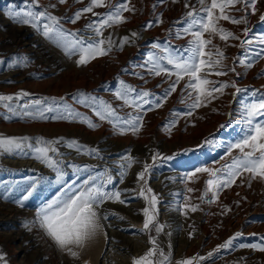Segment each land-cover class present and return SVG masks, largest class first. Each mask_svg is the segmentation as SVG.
<instances>
[{
	"label": "rangeland",
	"instance_id": "rangeland-1",
	"mask_svg": "<svg viewBox=\"0 0 264 264\" xmlns=\"http://www.w3.org/2000/svg\"><path fill=\"white\" fill-rule=\"evenodd\" d=\"M109 2L115 4L117 0H105L106 4ZM206 2L210 3V0ZM88 3L89 0H67L65 4H60L58 0H40L41 6L62 18L64 29L70 32L80 30L84 37L92 35L86 25L97 17L92 13H85L75 24L68 23L66 18L72 17ZM185 3L190 7L185 8ZM50 4H55L56 7H48ZM10 5L23 7V0H0V95L15 94L20 90L32 94L11 102L19 110L20 105L30 104L33 99L54 98L51 96L52 88L61 87L66 80H70L69 76L74 75L75 81L86 78L91 87L71 90L67 86L62 94L57 92L55 98L63 97L64 103L92 119L98 127L93 129L87 124L66 120L29 117L21 119L12 116L0 105V135L43 137L46 140L63 137L97 148L99 155L90 156L79 154L65 144L56 145L66 162L62 166L66 173L64 182L76 180L80 183L89 175L83 171L76 173L67 164L88 165L94 168L92 175L103 170L111 172L116 177V183L110 185L111 188L134 189L135 193L126 192L121 196V199L128 201L127 204L109 201L104 205L103 211L115 214L116 217L110 216L109 221L102 222L110 225L106 228L107 236L101 231L88 241L85 248L78 250L79 259H74L57 248L44 230L33 223L38 208L53 199L63 186L58 183L56 173L30 155L0 153V253L6 254L8 264H132L134 257L142 256L151 247L148 242L149 233L143 231L144 217L141 212L147 202L138 196L141 185L137 183L136 175L143 169L145 162L152 163L153 153L174 157L170 160H158L146 175L147 186L153 190L159 201L157 221L164 225L162 232L157 235L153 229L151 235L156 238L159 249L169 255L171 264L196 256L205 258L199 264H264V252L238 247L241 243L260 242L261 237H264V180H251L249 187V174L245 173L231 187L219 191L218 201L208 203L212 193L205 194L206 180L209 179L207 173H197L191 180L187 179L188 174L198 167L222 168L233 157L240 155L238 149H232L231 153L228 149L243 136L247 127L244 122V104L254 99V91L256 97L264 96V75H260L264 72V59H256L250 69L238 62L234 65V59L243 58L244 54V49L232 46L238 45L239 41L230 38L225 43L214 37L213 44L225 54L223 63L228 68L235 66L236 71H229L224 76L212 75L209 78L219 82L235 81L238 87L247 88L248 91L234 96L235 89L229 87L218 99L205 107L195 109L192 116H184L181 114L190 110L192 100L183 92L185 80H181L177 90L167 98L163 107L154 108L144 115L143 127L137 134L128 132L119 135L111 124L99 121L89 108L83 107L73 98L79 93L91 94L110 102L124 116L134 113V110L124 105L123 101L117 100L114 95L121 80L138 90H148L157 98L162 96L171 81L163 75H152L146 67L139 65L145 64L149 53L156 52L159 55V50L152 48L156 42L161 45L167 43L176 49L187 45L191 37L177 39L175 33L182 27L178 21L185 17L191 6L199 10L198 0H179L177 3L172 0H164L163 3H158V0H131L136 11L123 13L127 22L107 28L104 36L112 33L116 40L135 31L139 34L138 38H133L122 51L114 48L109 55L98 57L81 66L76 64L78 55L69 58L41 32L31 26L13 22L5 14ZM243 7V4H237L235 8L227 11L239 18L245 12L236 9ZM255 7L257 11L254 15L250 14L251 9L248 10L247 25L232 24L224 20L219 23L236 35H241V29L247 26L250 36H259L264 33V22L259 19L264 14V0H256ZM107 11V7L94 9V12L102 14ZM157 17L163 23H154L153 27L145 30L144 25L148 21L155 22ZM168 30H171L172 35ZM17 56L27 57V62L19 67L10 66ZM236 73L240 75L237 76ZM141 75L144 79L139 78ZM45 115L51 116L52 113ZM172 120L176 124L169 132ZM186 126L197 128L201 131L200 135L190 143H170V138ZM137 138H144L146 142L139 144ZM206 139L208 142L204 143ZM201 144L202 147H196ZM186 149L188 151H184ZM129 154L136 162L127 169L124 182L119 183L118 165L124 163L121 158ZM19 164L26 167L21 168ZM184 182L195 191L184 193ZM29 192L32 195L25 200ZM202 195L204 200L200 199ZM126 196L132 197L124 198ZM21 201L23 207L20 206ZM185 203L199 205V209L196 212L186 210L183 208ZM225 206L231 211L222 214ZM237 232L242 233V236L234 242L232 248L214 251ZM253 233L256 235H252ZM121 244L123 248L120 249L113 246ZM209 252H213L212 257L208 256Z\"/></svg>",
	"mask_w": 264,
	"mask_h": 264
},
{
	"label": "snow or ice",
	"instance_id": "snow-or-ice-1",
	"mask_svg": "<svg viewBox=\"0 0 264 264\" xmlns=\"http://www.w3.org/2000/svg\"><path fill=\"white\" fill-rule=\"evenodd\" d=\"M60 4L67 3V0H58ZM82 2V0H77ZM164 0H158V3H163ZM173 3L179 0H172ZM256 0H198L200 5L199 10L195 6H191L185 17L178 21L182 27L175 33V38L182 39L190 36L186 46L181 49H176L165 43L161 45L156 42L152 45L153 49L159 50V55L156 52H151L148 55L144 65L147 71L155 76H165L171 81L168 89L165 90L162 96L155 97L148 90H138L133 86L121 80L120 87L114 93L117 100L123 101V104L132 108L130 112L121 116L116 108L110 102H107L99 97L91 94L79 93L73 99L83 107L89 108L93 115L99 121H106L112 125L116 134L125 135L131 132L137 134L143 127V117L148 111L154 108L163 107L164 102L177 90V86L181 80H185L183 92L192 100L190 110L182 113L184 116H192L195 109L205 107L213 100L218 99L219 95H223L225 89L231 87L235 89L234 96L241 92H247L248 89H241L235 81H213L209 77L224 76L229 71L235 72V66L228 68L223 61L226 59L223 50L213 44V38L218 37L221 41L227 43L231 38L239 41L238 46L244 49L243 58L237 57L233 64L238 62L246 68H252L256 59H264V33L259 36L251 35L250 29L245 26L241 29V35L225 29L220 25L219 21L224 20L232 24H248V10L251 9L252 15L257 11L255 7ZM237 4H243L245 15L242 17H234L228 13V9L235 8ZM48 7L55 8V4H50ZM107 7L106 13L94 12L95 8ZM156 5H153L155 8ZM190 5L185 3V8ZM135 7L131 5V0H117V3L108 4L105 0H89L86 7L78 9L72 17H68L67 22L75 24L85 13H92L97 17L96 20L86 25V28L92 32L91 36H81L80 30L70 32L64 29L61 24L60 17L53 15L46 7L41 6L40 0H23V7L10 5L5 14L15 23L31 26L38 32L53 42L57 47H60L66 55L71 58L73 55H78L76 60L77 66L86 65L91 60L98 57L109 55L114 48L122 51L124 46L130 44L133 38H138L139 34L135 31L130 35L113 39L112 33L107 37L104 36V31L115 25L127 22V17L123 15L125 12L134 13ZM162 16V14H161ZM261 22H264V14L259 17ZM155 24L163 23L160 17H157L155 22L148 21L144 25V29L148 30ZM172 35L171 30H168ZM257 47L259 50L257 51ZM27 57L17 56L13 64L10 66L19 67L27 62ZM148 65H151L148 67ZM227 69V70H225ZM136 75V73H133ZM237 76L240 73H236ZM260 75H264L261 72ZM175 77V79H172ZM144 79L143 75L139 76ZM32 94L20 90L18 93L9 95H0V105L7 109L12 116H18L21 119L29 117L31 119H51V120H66L68 122H79L87 124L88 127L95 129L98 124L89 117L83 115L75 108L64 103V98H40L33 99L31 103H25L19 106L13 105L11 102L20 100L23 97L31 96ZM254 99L244 104V122L246 129L243 136L230 145L228 152L232 149H238L240 155L233 157L231 162L222 166V168L198 167L192 173L188 174L187 179L191 180L197 173H207L209 179L206 180L207 192H211L212 196L207 200L208 203H215L219 200V191L231 187L238 177L247 173L249 187L251 180H264V96L256 97V92L252 93ZM49 100L51 103H49ZM216 111V109H213ZM45 113H52L51 116ZM10 118V117H9ZM176 124L172 120L169 126ZM223 127V125L221 126ZM207 139L204 143H207ZM65 144L69 149L76 151L79 154L90 156H98L99 149L81 145L75 139H65L63 137L46 140L43 137H14L0 135V153L16 154L24 153L32 156L40 163L46 165L56 173L58 183H62L58 194L38 208L33 223L40 229H43L47 237L59 248L74 259H79L80 252L87 246L89 240L98 235L101 231L107 236L106 228L110 225L107 222L112 218H116L115 214H110L103 211L104 205L111 201L120 204H127L126 199H121V196L126 192H133L130 189H113L110 185L116 183L114 177L108 170L94 171L93 167L88 165L67 164L74 172H87L89 175L77 183L76 180L64 182L66 173L62 170V166L66 163L63 160V154L56 145ZM197 145L196 147H202ZM193 151L195 149H192ZM184 151H188L187 149ZM173 156H162L160 153H153L152 163H144L143 169L137 173L136 180L140 184L138 196L147 202V206L141 209L143 214V231L149 233V244L151 247L140 257L133 258L132 264H171L169 255H166L162 249H159L156 238L151 235L154 229L158 235L163 231L164 225L157 221L159 203L157 195L147 186L148 182L146 175L155 167L158 160H170ZM124 163L118 165L119 183L124 182V177L127 175V169L131 168L135 159L129 155L122 157ZM244 181L242 180L241 183ZM195 191L193 188H187V192ZM29 192L25 196V200L31 196ZM239 195V193H237ZM191 200V197L187 198ZM204 200V195L200 197ZM239 204V201L236 202ZM23 207V201L20 202ZM183 208L196 212L199 205L185 203ZM231 211L230 208L224 207L222 214ZM187 214V212H185ZM123 219V217H119ZM191 236V233H189ZM252 235H256L253 233ZM242 236V233L237 232L229 237L224 243L217 246L214 250L219 252L221 249H230L234 246V242ZM109 239V243H110ZM241 248H252L264 252V237H261L260 242L252 244L241 243L238 245ZM209 257L213 256V252L208 253ZM204 257L196 256L192 258L182 259L177 261V264H199V261L204 260ZM0 264H8L6 254L0 253Z\"/></svg>",
	"mask_w": 264,
	"mask_h": 264
},
{
	"label": "bare ground",
	"instance_id": "bare-ground-1",
	"mask_svg": "<svg viewBox=\"0 0 264 264\" xmlns=\"http://www.w3.org/2000/svg\"><path fill=\"white\" fill-rule=\"evenodd\" d=\"M70 80H66L61 87H53L52 90H51V96L55 98V95H57L56 93L58 92L59 94H62L63 93V90L64 88H66L67 86H70L68 88H71V90H74L76 88H79V87H91L92 85L88 82V80L86 78H78L76 79L77 81H75L74 79V75L72 76H69ZM200 132L199 130H197V128H193L192 126H186L184 129H180V131L178 133H176L175 135H173L171 138H170V143H173L175 141H181L183 143H190L191 141H193L196 137H198V135H200ZM201 137V136H200ZM134 141V140H133ZM137 143L139 144H142V143H145L146 140L144 138H137ZM169 143V142H168ZM18 166H20L21 168L23 167H26V165H22V164H19ZM182 175H184L182 173ZM182 178V177H181ZM185 183V182H184ZM183 183V189H184V193H189L187 192V188H189V186L187 185V183L184 184ZM193 185V184H192ZM127 188V187H126ZM129 197H132V196H126L124 198H129ZM120 229V228H119ZM125 238V237H124ZM130 241V239H129ZM113 246H116L118 247V249L120 248H123L122 247V244L121 245H113ZM112 246V247H113Z\"/></svg>",
	"mask_w": 264,
	"mask_h": 264
},
{
	"label": "built area",
	"instance_id": "built-area-1",
	"mask_svg": "<svg viewBox=\"0 0 264 264\" xmlns=\"http://www.w3.org/2000/svg\"><path fill=\"white\" fill-rule=\"evenodd\" d=\"M227 264H230L229 262Z\"/></svg>",
	"mask_w": 264,
	"mask_h": 264
}]
</instances>
